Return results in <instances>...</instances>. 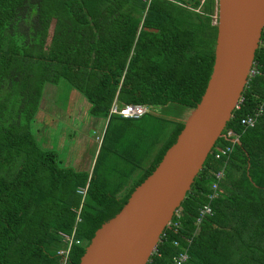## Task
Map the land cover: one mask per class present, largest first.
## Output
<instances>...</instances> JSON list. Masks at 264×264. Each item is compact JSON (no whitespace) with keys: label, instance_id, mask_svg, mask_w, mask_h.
I'll return each mask as SVG.
<instances>
[{"label":"trees","instance_id":"16d2710c","mask_svg":"<svg viewBox=\"0 0 264 264\" xmlns=\"http://www.w3.org/2000/svg\"><path fill=\"white\" fill-rule=\"evenodd\" d=\"M216 8L217 0H0V264H62L58 251L73 232L79 243L66 264L79 263L95 230L154 170L184 122L155 116L122 148L126 131L151 108L191 109L200 101L214 62ZM254 60L264 70L260 47ZM61 80L87 99L93 116L108 118L91 171L60 164L31 129L45 84ZM263 92L264 75L252 77L177 208L178 231L165 229L146 264H172L188 236L185 264H264V103L256 124L239 123ZM114 100L150 111L137 119L110 115ZM114 116L124 124L110 130ZM227 146L229 154L216 159ZM106 153L140 155V171L121 169L124 181L111 183L98 172ZM222 166L213 213L197 225L212 172Z\"/></svg>","mask_w":264,"mask_h":264},{"label":"water","instance_id":"95a60500","mask_svg":"<svg viewBox=\"0 0 264 264\" xmlns=\"http://www.w3.org/2000/svg\"><path fill=\"white\" fill-rule=\"evenodd\" d=\"M264 0H217L214 62L200 101L191 108L154 170L94 232L78 264H146L230 120L255 57Z\"/></svg>","mask_w":264,"mask_h":264},{"label":"rangeland","instance_id":"374dc122","mask_svg":"<svg viewBox=\"0 0 264 264\" xmlns=\"http://www.w3.org/2000/svg\"><path fill=\"white\" fill-rule=\"evenodd\" d=\"M214 22L216 14L213 16ZM89 108L90 103L87 99L68 82L61 80L57 85L45 84L40 109L35 115L31 129L42 148L54 149L60 164L91 171L108 118L93 116ZM190 110V108L179 110L177 107L151 108L150 113L143 119L133 122L126 131L122 148L134 138L135 130L142 127L150 129L153 122L151 118L160 116L183 121ZM122 124L124 121L114 116L110 121V130ZM141 164L140 155L130 161L119 155L106 153L100 160L98 172L105 173L104 176L114 184L124 181L121 169H134L136 173L140 171Z\"/></svg>","mask_w":264,"mask_h":264},{"label":"built area","instance_id":"2783aa9c","mask_svg":"<svg viewBox=\"0 0 264 264\" xmlns=\"http://www.w3.org/2000/svg\"><path fill=\"white\" fill-rule=\"evenodd\" d=\"M262 34H264V23L262 26L261 37H262ZM261 37H260V41L258 44V48L260 47L264 52V38L261 39ZM263 66H264V62H263ZM257 75H264V70L261 69V64H259V62H257V61L255 62V60H253L251 68H250L249 73H248V82L252 77H255ZM248 82H247V84H248ZM262 100H263L262 103L260 102L259 105L253 110L252 113L249 112L245 116L240 117L239 123L242 127H250V126H253L254 124L257 123V121L259 120V118L262 114V111H263L264 92H263V99ZM242 101H243V98L240 97L239 101L237 102V104L235 106V109H238L240 107V104L242 103ZM149 111H150V107L148 105H144V104H124V105H121L116 100H114L112 103L109 114L110 115L111 114L119 115V116H122L124 118L137 119ZM227 135L231 136V138H233V142H235V140L237 138V134H235L233 131L230 130V131H228ZM231 147L232 146L218 148L217 151L214 153V157L216 159H219L222 156H227L229 154V152L231 151ZM212 173L214 176H213V181L211 183V188H210L211 190L207 194L208 202H206L199 209V212L196 216V224L197 225L202 221V219L204 217H206L208 215H212V213H213V209H212L210 202L219 195L220 182L222 181V179L224 178V175H225V166H222L219 169L214 170ZM85 190H86L85 188H82V189H79L78 191L80 193L84 194ZM174 214L176 217L175 218L172 217V219L169 221V223L164 228L160 237L163 234H165L166 228H168V230H171V231H173V230L178 231V229L180 227L179 210L176 209ZM77 220H80V219L77 217ZM64 237L68 241L67 247L58 251V253L63 256L62 257V264H66L67 256H68V252H69V248H70L71 244L73 242L79 243V240L74 239V232L72 235H70V236L64 235ZM185 239H186L187 245L182 246L181 249L173 256L172 264H184L187 261V259L189 257L188 247H189V244L191 243V237L188 236V237H185ZM173 245L175 247H180L181 243L179 240L174 239ZM154 251H155V249H154Z\"/></svg>","mask_w":264,"mask_h":264},{"label":"bare ground","instance_id":"6f19581e","mask_svg":"<svg viewBox=\"0 0 264 264\" xmlns=\"http://www.w3.org/2000/svg\"><path fill=\"white\" fill-rule=\"evenodd\" d=\"M185 264V263H184Z\"/></svg>","mask_w":264,"mask_h":264}]
</instances>
